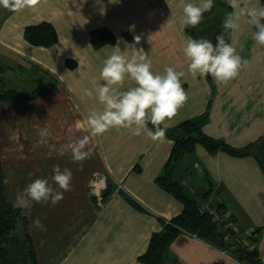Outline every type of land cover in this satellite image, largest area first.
I'll use <instances>...</instances> for the list:
<instances>
[{"label":"crops","instance_id":"crops-1","mask_svg":"<svg viewBox=\"0 0 264 264\" xmlns=\"http://www.w3.org/2000/svg\"><path fill=\"white\" fill-rule=\"evenodd\" d=\"M225 1L234 12L231 0ZM189 2L200 0H41L39 6L15 13L0 7V92L46 89L27 101H0V163L10 199L18 206L17 194L36 179L63 192L52 179L54 166L72 173L71 191L63 192L58 203L18 206L28 219L37 264H142L138 258L152 234L183 209L156 182L173 146L170 138L151 139V123L141 135L113 128L102 136L88 124L92 111L103 110L95 89L103 83V62L118 41L121 51L128 45L127 56L133 45L142 48L155 74L163 75L167 67L184 73L181 84L188 100L166 129L207 114L203 132L231 147H245L264 135V46L253 39L255 27L242 17L240 29L229 30L228 43L249 62L238 78L224 84L194 76L183 53L191 37L183 13ZM242 3L261 6V0ZM41 23L56 32L51 46H34L24 38L26 27ZM100 29L111 32L115 42L94 48L90 33ZM135 36H140L139 44ZM134 86L126 79L119 91ZM84 137L89 158L76 162L72 145ZM181 164L177 175L189 192L197 195L195 185L208 187L200 195V209L223 205L241 229L259 230L257 258L264 264V174L256 160L222 151L210 154L197 145ZM37 219L46 231L35 226ZM166 264L246 263L183 232L169 245Z\"/></svg>","mask_w":264,"mask_h":264},{"label":"clouds","instance_id":"clouds-1","mask_svg":"<svg viewBox=\"0 0 264 264\" xmlns=\"http://www.w3.org/2000/svg\"><path fill=\"white\" fill-rule=\"evenodd\" d=\"M41 4V0H0V7L12 12H19L25 8H34ZM214 6L213 0H200L199 3H186L183 7L184 24L195 28L203 22L206 12ZM234 12L228 13L222 23L224 30L238 31L240 20L246 18L247 23L254 26L256 31L253 39L260 46H264V6L249 7L242 0H231ZM171 22V19L168 23ZM167 23V24H168ZM135 44L140 43V36L134 37ZM216 43L200 37H188L183 47V53L190 61L188 67L192 75L211 76L218 82L227 84L238 78L241 70L248 65V60L242 59L236 49L224 38L221 32L215 36ZM113 47V53L103 62L100 72L102 84L95 89V94L103 105L102 111H92L88 116V124L96 136H102L110 129H128L133 135H141L142 129L148 123L154 126L148 130V135L154 141L165 138L167 122L171 121L188 100L187 93L181 84L182 72L173 67H167L163 75L155 74L148 55L144 50L132 46L131 56L125 55L128 50L121 51ZM126 79L134 81L135 86L120 92ZM92 96L93 91H86ZM43 134V133H42ZM88 138L84 137L72 145V158L76 162H83L89 158L85 151ZM53 181L63 192L71 191L72 173L69 169L54 166ZM31 175V174H30ZM63 192H55L47 180L36 179L26 186L22 193L17 194V205L23 208L31 207V203L56 204L63 199ZM36 227L42 231L47 229L37 219Z\"/></svg>","mask_w":264,"mask_h":264},{"label":"trees","instance_id":"trees-1","mask_svg":"<svg viewBox=\"0 0 264 264\" xmlns=\"http://www.w3.org/2000/svg\"><path fill=\"white\" fill-rule=\"evenodd\" d=\"M214 6L203 17V22L195 28L186 26L185 31L194 39L205 37L215 44V36L224 33L228 42L229 30L222 28L225 16L231 13L225 0H213ZM264 6V0H261ZM25 40L34 46L48 47L57 41V35L49 23L28 26L24 30ZM130 37L127 36V39ZM90 41L94 48L113 44L115 36L107 30H94L90 33ZM71 67L73 63L67 62ZM46 93L44 87L33 93L15 91L0 92V101L22 102ZM208 120L207 114L181 122L177 126L166 129V137L173 141L169 157L162 173L156 178L157 184L174 198L179 200L183 209L170 220L162 221L160 231L152 234L146 251L138 258L142 264H166V254L171 242L181 233L187 232L226 252L234 260L246 264H260L257 258V242L259 230L252 229L250 236L245 235L230 217L234 228H224L210 211H201L195 195L183 186L175 170L179 162L194 155L197 145L214 154L222 151L233 157L252 156L264 174V135L258 140L242 148H234L225 142L213 139L203 132ZM154 128V126H153ZM181 164V163H180ZM189 168V167H188ZM187 168V169H188ZM178 170V168H177ZM109 192V191H108ZM108 193L104 194V197ZM208 194V192L206 193ZM194 195V196H193ZM203 198H205L203 196ZM218 213H226L223 205L215 208ZM0 264H37V257L31 236L28 232V219L22 214L20 207L10 199L5 185L0 163Z\"/></svg>","mask_w":264,"mask_h":264},{"label":"built area","instance_id":"built-area-1","mask_svg":"<svg viewBox=\"0 0 264 264\" xmlns=\"http://www.w3.org/2000/svg\"><path fill=\"white\" fill-rule=\"evenodd\" d=\"M102 186L104 185V182H103V179H102ZM201 211H204V209H200ZM210 213L215 217V219L221 224V225H223V227L224 228H234L235 229V227H234V225H232V223L229 221V215H227L226 213H218V212H216V210H212V211H210ZM250 234H251V230H249V231H246L245 232V235L246 236H250Z\"/></svg>","mask_w":264,"mask_h":264},{"label":"rangeland","instance_id":"rangeland-1","mask_svg":"<svg viewBox=\"0 0 264 264\" xmlns=\"http://www.w3.org/2000/svg\"><path fill=\"white\" fill-rule=\"evenodd\" d=\"M6 80V79H5ZM4 80V81H5ZM180 163L181 162H179L178 164H177V166H176V170H175V177H176V173H178V172H180L179 170H177V168L179 169L180 168V170H182V168L183 167H181L182 166V164H181V166H180ZM185 170V169H184ZM194 188H195V191L197 192V195H195V198L198 200V202H201V200H202V198H200V195L202 194H204L205 192H206V190L208 189V187H205V189H201L200 187H199V185H195V186H193ZM194 196V195H193ZM213 204H215V202H217V201H211Z\"/></svg>","mask_w":264,"mask_h":264}]
</instances>
